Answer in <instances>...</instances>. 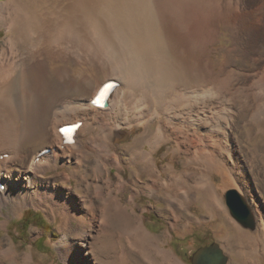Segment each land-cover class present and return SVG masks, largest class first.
<instances>
[{
  "label": "bare ground",
  "instance_id": "bare-ground-1",
  "mask_svg": "<svg viewBox=\"0 0 264 264\" xmlns=\"http://www.w3.org/2000/svg\"><path fill=\"white\" fill-rule=\"evenodd\" d=\"M220 4L0 1V25L7 28L0 44V183L5 186L0 187V215L5 216L0 226L8 228L27 208L43 209L50 219L64 222L58 246L65 264H103L97 256L104 250L100 241L116 222L117 240L126 234L132 239L116 251L123 263L134 257L131 247L140 246L152 252L154 264H166V258L159 263L157 258L171 256V251L162 248V239L137 213V198L148 194L164 201L176 227L197 202L210 217L228 212L219 187L234 184L243 190L260 231L245 233L252 239L264 236V184L255 182L264 181L255 178V172L264 173V159L254 158L248 168L237 131L264 139V80L250 85L242 80L245 72L227 68L229 57L223 63L212 57L218 15H224ZM250 23L253 40L263 50L261 31L254 20ZM54 64H63L65 74L69 65L84 67L94 80L90 85L81 80L84 76L70 80L82 94L66 95ZM110 80L119 86L108 106L99 108L92 99ZM80 120L76 143L64 144L59 128ZM141 127L142 135L132 142H115ZM35 141L50 149L39 160L45 147L29 148ZM170 142H175L174 157H186L185 169L174 161L159 164L156 154ZM255 151L262 153L258 147ZM126 167L130 177L123 173ZM215 172L223 176L221 185ZM258 256L253 249L252 261L260 263ZM0 264H34V256L20 252L8 234L0 242Z\"/></svg>",
  "mask_w": 264,
  "mask_h": 264
},
{
  "label": "rangeland",
  "instance_id": "rangeland-1",
  "mask_svg": "<svg viewBox=\"0 0 264 264\" xmlns=\"http://www.w3.org/2000/svg\"><path fill=\"white\" fill-rule=\"evenodd\" d=\"M220 3L222 6L221 13H224V15L222 14V17L218 15V19L220 20L215 32L216 51H214L212 57H216L215 59L218 63H223L229 57L230 60L227 62V68L231 71L245 72L247 79L245 76L242 80L250 81V85H255L260 80H264V49H259L256 46L253 40L255 30L254 26H252L253 23L251 24L250 22L254 20L257 23L264 44V0H220ZM6 37L7 28L0 25L1 45L4 44ZM63 68V64H54L53 70L58 81H60L63 93L66 95L82 94L79 88L71 87L70 80L81 79L84 76L85 78L81 80L88 85L94 80L92 74L87 72L84 67L69 65L67 67L68 74L64 73ZM61 73L64 77L59 76ZM92 95L93 93L89 96ZM155 125L153 124V128H155ZM143 131L144 128L142 127L132 129L120 138L115 137L114 140L118 145L130 143L142 135ZM237 131L240 134L239 141L243 152L244 154L246 153L245 158L247 159L248 168L252 169L251 162L253 164L256 158L261 161L264 159L263 135L259 139H250L244 129L238 128ZM47 145L48 143L35 141L30 144L29 148L32 147L33 150H39V148L47 147ZM174 145L175 142H170L160 148L156 154L158 162L160 165H163L174 161L176 167L183 170L185 169L184 160L186 157L180 154L174 157L172 152ZM256 147H258L260 153L262 152L261 154L256 153ZM120 151L124 152L122 149ZM124 157H127V155L124 154ZM201 166L200 172L204 170V167ZM130 170V168L126 167V170L123 171L126 177L131 176L132 172ZM113 171V177L116 178V170L114 169ZM250 171L249 175L253 177L254 173H250ZM54 173V171L49 172L47 176ZM217 173H214V178L216 183L221 185L223 183V176L221 173ZM258 173L256 174L255 172V178L258 176L264 177L262 171H258ZM189 176L190 173H188ZM147 178V176H144L143 181H146ZM260 181L261 179L258 178L255 182L257 184H264V181ZM73 183L77 184V181L73 180ZM228 185L224 184L219 187L220 196L223 198L224 207L228 209V212L218 211L215 217H210L202 204L197 202L192 206L190 211L177 221L176 227H172V223H175L174 220L176 218L166 210L164 201H157L148 194H142L137 198V213L143 215L144 223L150 232L162 239V248L171 251V256H159L157 258L158 263L164 261L166 258V264H192V255L198 248L218 242L229 256V264H264V236L254 239L250 238L245 233L246 230L250 231L251 235H258L260 232L259 228L257 227L258 230L256 231L245 228L231 215L226 203L225 192L230 188H238L242 192L243 190L234 184ZM129 194L130 190L122 194L123 201L127 200ZM3 212L7 214V208H4ZM190 217L195 219L189 221ZM0 218L5 219V216L0 215ZM63 223L61 218H58L56 221L50 219L43 209L30 207L24 211L22 216L11 219L8 228L0 226V242L9 234L20 252L30 251L33 253L34 264H65L60 247L58 246V241L62 236L60 227ZM118 227L119 225L115 222L110 229L111 231H109L110 233L100 241V245L104 247V250H99L97 256L102 260L103 264H154L152 252L148 253V251L146 252L141 249L140 246L139 248L136 246L131 247L134 251V257L129 261L123 263L118 258L117 249L122 246V243L128 244L127 241L130 242L132 240L128 237L129 234H126V238L124 237L122 240L123 242L118 241L117 237L113 234ZM256 248L259 253L260 263H256L251 259L253 257V249ZM85 252V250L82 251V256H85Z\"/></svg>",
  "mask_w": 264,
  "mask_h": 264
},
{
  "label": "water",
  "instance_id": "water-1",
  "mask_svg": "<svg viewBox=\"0 0 264 264\" xmlns=\"http://www.w3.org/2000/svg\"><path fill=\"white\" fill-rule=\"evenodd\" d=\"M225 199L231 215L245 228L257 230L256 215L243 192L230 188L225 192ZM229 256L222 245L213 242L198 248L192 255V264H229Z\"/></svg>",
  "mask_w": 264,
  "mask_h": 264
},
{
  "label": "snow or ice",
  "instance_id": "snow-or-ice-1",
  "mask_svg": "<svg viewBox=\"0 0 264 264\" xmlns=\"http://www.w3.org/2000/svg\"><path fill=\"white\" fill-rule=\"evenodd\" d=\"M110 86V85H109Z\"/></svg>",
  "mask_w": 264,
  "mask_h": 264
}]
</instances>
